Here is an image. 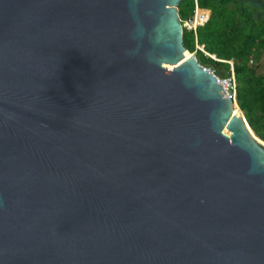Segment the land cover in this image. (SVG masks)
Returning a JSON list of instances; mask_svg holds the SVG:
<instances>
[{
	"label": "water",
	"instance_id": "obj_1",
	"mask_svg": "<svg viewBox=\"0 0 264 264\" xmlns=\"http://www.w3.org/2000/svg\"><path fill=\"white\" fill-rule=\"evenodd\" d=\"M179 1L0 0V264H264V146Z\"/></svg>",
	"mask_w": 264,
	"mask_h": 264
},
{
	"label": "trees",
	"instance_id": "obj_2",
	"mask_svg": "<svg viewBox=\"0 0 264 264\" xmlns=\"http://www.w3.org/2000/svg\"><path fill=\"white\" fill-rule=\"evenodd\" d=\"M196 5L210 15L202 26H196L195 37L191 29L182 26V44L194 51L200 65L211 68L215 76L232 73L235 99L245 120L264 142V74L258 73L256 65L264 51V0H180V22L193 15ZM188 6L190 11H186ZM213 6L225 14L218 32L206 28ZM195 42L215 58L206 56Z\"/></svg>",
	"mask_w": 264,
	"mask_h": 264
},
{
	"label": "built area",
	"instance_id": "obj_3",
	"mask_svg": "<svg viewBox=\"0 0 264 264\" xmlns=\"http://www.w3.org/2000/svg\"><path fill=\"white\" fill-rule=\"evenodd\" d=\"M209 16V12L205 9H201L200 7H198L197 5L195 6V10L193 15H191L190 17L182 20V25L186 28V29H191L193 32V35L195 37V28L198 25H201L207 20ZM194 45L201 49L202 52H204V54L206 56H211L209 53H207L204 49L203 46L200 44H197L196 42L194 43ZM213 57V56H211ZM214 58V57H213ZM231 62V61H230ZM209 70L212 71V73L214 72L211 68H208ZM216 80L217 82L220 84V86L223 89V93L224 95L227 97V95L233 99V101H235V95H234V78L232 73H230L227 77H221L218 78L217 76ZM237 103V101H235Z\"/></svg>",
	"mask_w": 264,
	"mask_h": 264
},
{
	"label": "rangeland",
	"instance_id": "obj_4",
	"mask_svg": "<svg viewBox=\"0 0 264 264\" xmlns=\"http://www.w3.org/2000/svg\"><path fill=\"white\" fill-rule=\"evenodd\" d=\"M216 7L213 6L212 9H215ZM191 7L188 6L186 8V11H190ZM212 15L209 17V20L207 21L206 23V28L210 31L213 32V30H216L218 32V30L221 29L222 27V18L225 17V14L220 10V9H215L214 11L211 12ZM233 15L231 16H228L229 19L232 17ZM257 65V71L258 73L260 74H264V51L260 57V59L258 60V62L256 63ZM218 78H221V77H218ZM236 101V100H235ZM235 106L237 108H239L240 110V114L243 116V118L245 119V116H244V112L243 110H241V108L239 107L238 105V102L235 103ZM249 125V124H248ZM249 131L252 133V135L254 136L255 139H257L263 146H264V142L255 134V132L252 130V127L249 126Z\"/></svg>",
	"mask_w": 264,
	"mask_h": 264
},
{
	"label": "bare ground",
	"instance_id": "obj_5",
	"mask_svg": "<svg viewBox=\"0 0 264 264\" xmlns=\"http://www.w3.org/2000/svg\"><path fill=\"white\" fill-rule=\"evenodd\" d=\"M185 52H187L188 54H190V51H189V50H185ZM234 108H235V110L237 111V113H240L239 108H237L236 106H235Z\"/></svg>",
	"mask_w": 264,
	"mask_h": 264
},
{
	"label": "crops",
	"instance_id": "obj_6",
	"mask_svg": "<svg viewBox=\"0 0 264 264\" xmlns=\"http://www.w3.org/2000/svg\"><path fill=\"white\" fill-rule=\"evenodd\" d=\"M208 11V10H207ZM209 12V11H208ZM209 15H210V12H209ZM213 56V55H212Z\"/></svg>",
	"mask_w": 264,
	"mask_h": 264
},
{
	"label": "flooded vegetation",
	"instance_id": "obj_7",
	"mask_svg": "<svg viewBox=\"0 0 264 264\" xmlns=\"http://www.w3.org/2000/svg\"><path fill=\"white\" fill-rule=\"evenodd\" d=\"M236 100V99H235Z\"/></svg>",
	"mask_w": 264,
	"mask_h": 264
}]
</instances>
